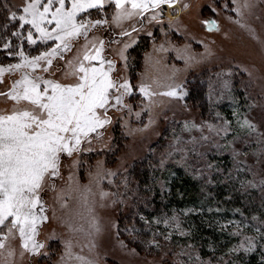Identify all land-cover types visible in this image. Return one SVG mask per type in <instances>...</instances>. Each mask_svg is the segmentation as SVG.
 Returning <instances> with one entry per match:
<instances>
[{
    "label": "snow or ice",
    "instance_id": "6c2138e0",
    "mask_svg": "<svg viewBox=\"0 0 264 264\" xmlns=\"http://www.w3.org/2000/svg\"><path fill=\"white\" fill-rule=\"evenodd\" d=\"M232 2L235 3V0ZM113 5L115 10L109 21L105 9L106 6L110 8ZM164 6L170 9L175 7L179 11L178 0H22L20 5L12 4L11 0H0V10L6 13L0 20V28L4 29L0 32V47L6 58L16 60L15 63L6 65L0 63V83H3L5 73L20 72V77L14 79L6 91L0 92V97L12 102L10 109L0 111V250L7 248V257H13L15 250L8 248L6 242L17 237L23 249L21 256L24 252L39 258L48 256V253L42 252L45 245L37 239L39 226L49 220L48 207L43 199L46 191L54 192V200L62 208H66L69 194L84 189L81 199L87 205L85 193H92L89 185L93 174L89 173V185H81L75 180L73 169L80 167L83 162L74 157L94 151L91 147L93 142L104 139L106 126L113 123L110 112L119 113L120 119L125 115L140 119L142 112L150 111V105L158 95L176 100L187 97L188 90L183 83L168 84L167 91L163 93L153 91L149 84L141 83L139 92L150 103L134 112L133 105L125 103V98L130 97L135 86L129 78L116 75V61L103 55L106 44L120 42L117 37H130L143 30L145 19L150 24H162ZM188 7V4L184 5V8ZM224 7L227 8L228 5L225 4ZM249 7L251 5L245 0L243 4H237L234 11L239 15L243 8ZM90 10L105 15L92 19ZM137 17L140 28L135 25L131 26V31L123 28L125 21ZM173 19L175 17L170 12L169 27ZM202 24L209 31L219 28L218 22L211 18L203 20ZM113 25L121 30L118 33L112 31L107 40L91 35L97 28L108 26L111 30ZM147 34L152 36L151 32ZM81 37L84 44L73 52L72 42ZM24 41L28 46L37 45V54L26 51ZM49 42L50 47L47 46ZM131 43H135V40ZM40 45L45 50H40ZM130 46V43H124L118 53L126 68L128 57L125 52ZM189 48L190 46L185 45L183 49H177L178 58L184 59L186 64L195 60L194 56L188 54ZM159 50H166L163 44L159 46ZM70 53L71 58H68ZM208 54L211 55L210 50ZM178 71L175 69L169 79L175 80ZM216 75L231 76L232 71L222 70ZM217 82L228 88L229 81ZM228 90L231 91L230 88ZM214 91L210 83V103ZM216 115L220 118L219 113ZM233 115L238 114L234 112ZM151 123L152 118L149 116V124ZM149 124L144 127L147 128ZM237 124L245 132L246 144L250 142V137H258L256 143L261 146V155H264V132L260 131L259 125L247 117L243 121L237 120ZM231 128V123L223 119L218 124L185 121L182 131L191 133L198 130L199 136H190L187 141L176 136L175 143L170 145L171 150L165 155L176 153L185 160L190 154L203 158L207 152L204 145L220 147L213 137L223 136L226 139ZM236 139L240 137H234L233 143ZM232 153L234 159L242 154L236 148L232 149ZM66 160L70 163L66 164ZM100 164L98 161L97 167ZM205 167L211 170L215 165L208 163ZM62 169H66L68 175L64 186L57 190L56 181L64 179ZM115 175L110 170H105L103 174L97 171L95 179L100 181ZM98 194L101 199L116 195L105 192L103 188ZM190 211L203 212V209ZM208 211L211 212L212 209L209 208ZM181 215H185V212L182 211ZM251 221L247 225L243 220L228 221L226 225H220L221 232L229 226L233 227L234 230L228 235L239 239L238 243L228 247L220 256L215 255L220 249L212 247V255L203 259L199 254L193 255L195 246L189 244L178 245L179 251L170 249L164 256L166 258L171 253L173 259L170 264H237L238 254L247 255L256 251L257 247L264 249V243H258L264 242V216H253ZM146 223L149 227L152 226V221ZM161 223L181 236H190V232L183 230V222L176 216H162L155 220L157 227ZM68 227L73 232L84 231L82 225L73 227L69 224ZM249 228L256 233L255 236L244 234V230ZM88 229L89 236L93 231H99L94 218L89 221ZM173 232L165 234L158 231L149 243L160 249V242L155 236L171 241ZM73 247L72 240L64 241L61 264H94L85 257L74 254ZM3 264H9L7 258Z\"/></svg>",
    "mask_w": 264,
    "mask_h": 264
},
{
    "label": "rangeland",
    "instance_id": "374dc122",
    "mask_svg": "<svg viewBox=\"0 0 264 264\" xmlns=\"http://www.w3.org/2000/svg\"><path fill=\"white\" fill-rule=\"evenodd\" d=\"M244 2L245 0H235V3L232 0H178L179 11L175 7L171 9L167 6L163 7L162 24L157 22L150 24L145 19L143 30L130 37H117L119 43L106 44L103 55L116 61V75L129 78L135 86L130 97L125 98V103L133 105L134 112L140 111L150 103L139 92L141 83L151 85V89L158 93L167 91L168 84L183 83L187 90L192 92L193 89H188V86L190 84L192 88L193 84L197 85L195 81L199 80L198 76L206 77L205 100L208 105L201 110L198 106L190 104L187 97L184 100H176L158 95L151 103L150 111L142 112L140 119L127 115L120 119L119 113L110 112L113 123L106 126L104 139L93 142L91 147L94 151L74 157L83 162L80 167L73 169L75 180L81 185H89V173L93 174L92 183L89 185L92 193H85L88 199L87 205L81 199V192L84 189L69 194L66 208H62L60 203L54 200V192L46 191L43 199L48 207L49 220L39 226L37 239L45 245L42 252L48 253V256L39 258L27 252L21 256L23 249L17 237L6 242L8 248L15 250V255L7 257V248L0 250V264H3L5 258L8 259L9 264H61L66 240L73 241L74 254L83 256L94 264H170L173 257L169 253L165 258V252H169L170 249L179 251L178 245L185 244L177 240L168 242L163 240L160 249L154 246L150 255L140 253L129 246L125 237L121 235L122 231L129 234L131 239H136L134 233L131 234L125 224L123 226L127 231L119 228L118 224L119 217L125 218L136 200L135 194L138 195L139 187L136 185L137 179L132 174V170L140 161L147 162V155H151L150 161L157 160L160 163L162 160L165 163L179 165L188 162L190 168L195 170L194 175L199 177L210 175L207 173L210 170L205 167L210 163L207 161L209 155L233 156L232 149L236 148L242 153L239 160L241 157L243 164H252L249 168L252 177L259 184H263L264 155H261V146L256 143L258 137H250V142L246 144L245 132L238 126L237 120L243 121L247 117L258 124L260 131L264 132V0H247L251 7L243 8L238 15L234 9L237 4ZM11 3L20 5L22 0H11ZM185 4L189 7L184 8ZM225 4L228 5L227 8L224 7ZM114 10V5L110 8L106 6L105 12L109 21ZM90 11L92 19H99L105 15V13H97L96 10ZM170 12L175 17L171 27L168 23ZM209 18L218 22V29L211 31L205 29L202 21ZM138 21V17L125 21L123 28L128 31H131L132 25L140 28ZM120 30V27L115 25L111 30L105 26L95 29L91 35L107 40L112 35V31L118 33ZM148 32H151L152 36H148ZM13 39L15 41V38ZM133 40L135 43H131ZM23 43L26 51L33 55L37 54L35 51L37 45L28 46L26 41ZM72 43L75 52L84 44V39L81 37ZM124 43L131 45L125 52L128 57L127 68L118 54ZM161 44L166 50H159ZM185 45L190 46L188 54L195 57V60L188 64L184 59L178 58L177 52V49H183ZM47 46L50 47L51 42ZM39 47L40 50H45L43 45ZM209 50L211 55L208 54ZM71 55L68 54V58H71ZM136 59L139 60L138 64ZM15 62V59L5 57L2 49L0 63L6 65ZM175 69L179 71L176 73V79L171 80L169 77ZM228 69L232 71L231 76L217 77L216 73ZM19 77L20 72L5 73L3 83H0V92L6 91L12 81ZM218 80L229 81L228 88L223 87L222 83L217 82ZM210 83L215 90L211 103L208 98ZM229 88L231 91L228 90ZM11 107L10 100L0 97V111ZM234 112L238 115L234 116ZM217 113L220 114V118L217 117ZM149 116L152 118L151 124H149ZM221 119L230 122L232 128L226 139L223 136L213 137L220 147L204 145L207 152L203 158L190 154L185 160L176 153L171 156L165 155L171 150L170 145L175 143L176 136L182 137L184 141L190 136H199L198 130L191 133L182 131L185 121L196 124L204 121L218 124ZM145 124L149 126L145 128ZM237 136L240 139H236L233 143L234 137ZM85 147L89 146L85 145ZM98 161L101 162L99 167H97ZM65 163L70 161L66 160ZM105 170L115 172L116 175L96 181L95 173L99 171L103 174ZM62 172L64 179L56 181L57 190L64 186L67 179V170L62 169ZM101 188L116 195L101 199L98 194ZM92 218L98 225L99 231H93L89 236L88 223ZM69 224L73 227L82 225L84 231L73 232L69 229ZM162 226V232L165 234L173 232L171 227H166L164 224ZM196 254L198 252L194 248L193 255Z\"/></svg>",
    "mask_w": 264,
    "mask_h": 264
},
{
    "label": "trees",
    "instance_id": "16d2710c",
    "mask_svg": "<svg viewBox=\"0 0 264 264\" xmlns=\"http://www.w3.org/2000/svg\"><path fill=\"white\" fill-rule=\"evenodd\" d=\"M5 15L0 10V20ZM3 31L0 28V32ZM136 62L138 64L139 60L136 59ZM198 77L199 80L195 81L197 85L193 84L191 88L189 84L188 89L193 90H188L186 99L203 110L208 105L205 100L206 77ZM239 93L242 94L240 91ZM147 156L149 163L140 161L132 170L139 187L138 195L135 194L136 200L125 218L118 219L119 228L124 230L125 224L129 227V232L136 236V239H131L129 234L121 231L125 241L135 251L147 255L153 253L154 246L149 242L154 238V233L162 232L163 229V223L157 227L155 220L162 216H176L183 222V230L189 231L190 236L186 238L173 232L172 240L194 245L201 257L211 256V248L218 247L220 251L215 255L219 256L228 247L239 242L238 238L228 235L234 228L229 226L221 232V224L243 220L247 225L252 223L251 217L264 216V183L259 184L252 177L249 169L252 164H243L241 157L239 160V157L234 159L230 154L209 155L207 161L215 167L210 172L207 171L209 176L197 177L188 162H183L182 165L160 163L157 160L150 161L151 155ZM249 181L252 183L249 184ZM201 208L203 212L190 211ZM209 208L212 209L211 212L208 211ZM182 211L185 215H181ZM146 221H152V226L149 227ZM244 234L256 235L250 228L244 230ZM155 239L160 243L164 240L162 236H155ZM262 253L264 249L257 247L256 251L247 255L238 254L237 264H264Z\"/></svg>",
    "mask_w": 264,
    "mask_h": 264
}]
</instances>
